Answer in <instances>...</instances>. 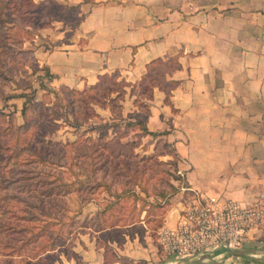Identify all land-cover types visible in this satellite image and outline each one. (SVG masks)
<instances>
[{"label": "crops", "instance_id": "obj_1", "mask_svg": "<svg viewBox=\"0 0 264 264\" xmlns=\"http://www.w3.org/2000/svg\"><path fill=\"white\" fill-rule=\"evenodd\" d=\"M62 1L75 4L84 14L74 26H67L65 30H72L68 36L56 35L51 26L40 29L58 39L39 51L54 87L79 91L98 82L102 74L136 83L152 60L177 59L180 67L167 73V78L178 81L169 101L158 86L148 100L149 130L160 132L156 139L171 144L169 156L177 160L178 172L183 171L194 191L219 200L264 202V0ZM131 86H125L124 115L133 110L127 104L136 96L130 94ZM100 107L98 114L113 116L109 105ZM185 201L165 207L157 229L176 224ZM92 202L87 228L79 232L69 264H126L121 257L158 264L164 256L162 264L180 263L182 259L168 261L157 235L154 239L147 229L123 231L121 241L108 239L119 258L107 262L100 234L104 228L95 229L91 222L108 202L92 197L82 203ZM235 252L239 254L227 260L188 257L182 263L264 264V221Z\"/></svg>", "mask_w": 264, "mask_h": 264}, {"label": "rangeland", "instance_id": "obj_2", "mask_svg": "<svg viewBox=\"0 0 264 264\" xmlns=\"http://www.w3.org/2000/svg\"><path fill=\"white\" fill-rule=\"evenodd\" d=\"M5 8L0 26V264H69L95 206L82 202L92 197L102 203L117 199L102 231L118 237L123 231L140 232L145 222L155 239L165 207L185 201L188 193L181 189L186 182L169 156L172 146L129 128L122 139L141 143L122 147V157L108 162L103 155L116 154L104 144L114 135L106 124L113 116L103 111L104 116L85 118L80 108L110 103L120 115L123 99L107 87L120 88L121 79H105L80 94L54 87L39 52L58 43L40 29L51 26L56 35L68 36L72 30L65 29L79 21L83 9L62 0H6ZM86 95L99 102L77 101ZM135 98L129 97L127 104L143 112L139 102L132 103ZM86 136L98 141L88 144L93 154L83 164L80 152L90 151L81 143ZM112 224L119 225L105 229ZM166 260L164 256L158 264Z\"/></svg>", "mask_w": 264, "mask_h": 264}, {"label": "built area", "instance_id": "obj_3", "mask_svg": "<svg viewBox=\"0 0 264 264\" xmlns=\"http://www.w3.org/2000/svg\"><path fill=\"white\" fill-rule=\"evenodd\" d=\"M183 175V171L179 170ZM181 189L193 188L183 183ZM264 221V202H242L227 198L219 200L204 196L193 189L184 202L178 221L173 226L163 225L157 231V241L165 255L188 258L189 255L209 253L212 246L221 251L241 248L251 232Z\"/></svg>", "mask_w": 264, "mask_h": 264}, {"label": "trees", "instance_id": "obj_4", "mask_svg": "<svg viewBox=\"0 0 264 264\" xmlns=\"http://www.w3.org/2000/svg\"><path fill=\"white\" fill-rule=\"evenodd\" d=\"M6 0H0V26L2 27V25H4L5 19L3 15L4 13H6ZM76 7V5H75ZM82 17V16H81ZM180 67V63L177 61V59L175 58H168V59H164L162 57H158L154 60H152L149 64H148V68L146 73L143 75V77L141 78L140 81L133 83V82H128L124 79H121L120 81V88H116L114 87H110L108 86L107 89L110 90L111 94L114 91V89L116 90V92L118 93L117 97L118 98H125V93L127 92V89L125 88L126 85H132L131 86V90H130V94L135 93L136 97L134 99V102H139L140 103V108H145V110L143 112H141L139 109L136 110H131L129 111L126 115L123 114L122 112V108H123V104L118 105V108L120 107V115L118 113H116V108L114 106V104H107L112 108L113 111V119L111 122L106 123L109 124V126H111L112 131L114 132V135L112 138L107 139L104 144L105 146L108 145V147L110 146L112 148V150L114 151V153L116 154H107V155H103L105 159H107L108 162H112L113 158L117 157L118 159L120 157H122L123 152H121V148L122 147H126L128 145H132L133 148H135L137 145H139L141 143L140 140L134 142V140H123L122 138L124 136L127 135L129 128H135L138 129L140 131H142V135H148V134H152L155 137L158 135V133L160 132H155L152 130H149L148 126H147V118H148V114L150 112V104L148 102V100L150 98L153 97V92H154V88L156 86L160 87L161 89H164L167 93V97L166 99L169 101L170 99V95L172 93V89L176 86V84L178 83L177 80L174 79H169L167 78V73L171 72L172 70H174L175 68ZM114 74H102L100 76V79L98 82H96L95 84L89 85L86 88H96L99 87L101 85V83L105 80V79H110V78H114ZM65 88H68L71 90V92H75L74 89L63 86ZM84 88V89H86ZM84 89L79 90L78 93H82L84 91ZM107 95V94H106ZM105 95V98H107L108 96ZM90 98V99H89ZM85 99H89V101L91 103H98L99 101L96 98H91V96H85L80 97L77 99V101H80L81 103H85L86 100ZM72 101H76L75 98L72 99ZM106 104L103 106H107ZM83 106V105H82ZM80 110L83 113H86L85 118H88L91 115H95L98 114L96 107L93 105H87L85 107L80 108ZM87 110L90 111L89 113H87ZM125 121L124 125L120 124V121ZM77 123V122H76ZM79 125V123H77ZM161 140H163L164 138H159ZM94 141H98L95 138H91L86 136L85 138H82V145H84L87 149L90 148V151L88 152H80V158L82 160V163L84 164V162H87V156L92 155L93 154V149L88 145L91 142ZM166 141L168 144H170L167 140H163ZM96 143V142H94ZM117 146V148H116ZM171 146V144H170ZM173 153V148L171 150ZM116 164V163H115ZM174 165L177 166V160L175 159ZM120 170L125 171L123 164L120 165ZM100 183V182H99ZM132 189V188H130ZM113 191V190H111ZM131 190H129L130 192ZM135 191V190H134ZM127 192V191H124ZM112 193H116V192H112ZM120 193H117L116 195L119 197ZM90 198H87L86 200H89ZM117 199L115 200H111V202L107 203L106 207H102V209H100V211H98L97 215L94 217V219L91 222V225L95 228V229H103L104 226V222L103 219L106 216L107 212H108V207H110L112 204L116 203ZM162 224L161 221H159V223L157 224V227L160 226ZM106 227V226H105ZM140 233H143L144 231H146L145 226L143 225L140 229ZM134 232V231H133ZM132 232V233H133ZM145 233V232H144ZM102 236V244L105 246L106 249V261H111L118 259L119 256H116V254L114 253V249L112 248V246L108 243V239L111 238H117L119 241H121L119 239L120 236H114L113 234H111L110 231L106 230V231H102L101 233ZM110 259V260H109ZM120 259H123L125 261L126 264H146L145 260H140L138 262H134L133 259H130L128 257H121Z\"/></svg>", "mask_w": 264, "mask_h": 264}, {"label": "water", "instance_id": "obj_5", "mask_svg": "<svg viewBox=\"0 0 264 264\" xmlns=\"http://www.w3.org/2000/svg\"><path fill=\"white\" fill-rule=\"evenodd\" d=\"M240 249V248H237ZM237 249H231V250H226V251H221V254L215 255V254H210L209 253H204V254H194V255H189L188 257L195 258L200 261H211V260H217L218 257L224 256L225 258L232 257L234 254H239L235 252ZM235 250V251H234Z\"/></svg>", "mask_w": 264, "mask_h": 264}, {"label": "bare ground", "instance_id": "obj_6", "mask_svg": "<svg viewBox=\"0 0 264 264\" xmlns=\"http://www.w3.org/2000/svg\"><path fill=\"white\" fill-rule=\"evenodd\" d=\"M221 250H222V247L219 246V245L212 246V247H210L208 249V251L210 252L211 255L212 254H215V255L221 254ZM171 259L174 260V261H178V260L183 259V258H181V257H172L168 261H170ZM217 260H227V258H225L224 256H222V257H218Z\"/></svg>", "mask_w": 264, "mask_h": 264}]
</instances>
